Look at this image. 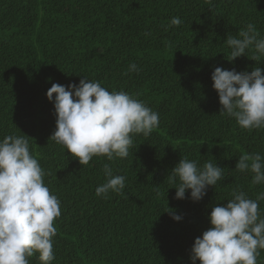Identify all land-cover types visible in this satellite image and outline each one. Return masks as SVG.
<instances>
[{"label":"trees","instance_id":"obj_1","mask_svg":"<svg viewBox=\"0 0 264 264\" xmlns=\"http://www.w3.org/2000/svg\"><path fill=\"white\" fill-rule=\"evenodd\" d=\"M173 17L181 25L169 27ZM247 23L264 37V0H0V139L28 136L60 200L52 264H192L212 207L227 203L233 189L252 199L264 191L251 173L235 171L240 155L264 156V129L248 131L220 115L211 79L215 67L264 68V58L251 60L250 51L226 59L227 34ZM131 63L138 73L128 71ZM84 76L159 113V127L135 135L127 158L94 157L82 166L49 141L56 116L48 89L79 85ZM182 156L217 163L225 179L198 202L190 190L176 199L171 171ZM105 163L126 177L123 192L106 199L96 195ZM259 207L264 215V201ZM29 264H39L38 254Z\"/></svg>","mask_w":264,"mask_h":264},{"label":"clouds","instance_id":"obj_2","mask_svg":"<svg viewBox=\"0 0 264 264\" xmlns=\"http://www.w3.org/2000/svg\"><path fill=\"white\" fill-rule=\"evenodd\" d=\"M210 2V0H209ZM179 17L171 18L169 27L181 25ZM150 35L149 32L144 33ZM231 49L228 61L248 56L253 61L264 58V37L253 23H247L236 35L227 34ZM128 71L139 72L135 63ZM127 74V73H126ZM211 79L221 105L219 114L234 118L248 131L264 129V68L237 72L215 67ZM47 98L54 104L56 127L49 141L63 146L67 152L88 165L94 157L108 161L127 158L133 137L149 136L159 127V113L124 90H111L99 81L84 76L79 85L53 83ZM28 136L15 134L0 139V264H29L38 254L39 264L55 260V221L61 216L59 198L45 183L48 173L30 151ZM235 171L252 174V184H264V156L244 153L238 157ZM105 182L96 188L97 197L107 198L110 192L121 194L126 177L114 175L110 164L103 165ZM176 199L190 198L198 202L210 186L224 180L223 168L217 163L182 156L171 171ZM227 203L212 207L210 225L197 237L191 248L192 264H258L264 250V215L260 201L264 191L252 199L242 190L233 189ZM171 212V211H169ZM180 221V215L173 214Z\"/></svg>","mask_w":264,"mask_h":264}]
</instances>
